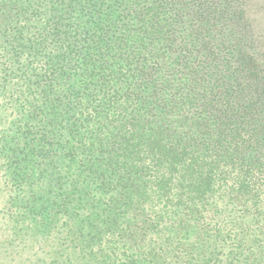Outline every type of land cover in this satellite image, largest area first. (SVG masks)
I'll use <instances>...</instances> for the list:
<instances>
[{
	"label": "trees",
	"instance_id": "1",
	"mask_svg": "<svg viewBox=\"0 0 264 264\" xmlns=\"http://www.w3.org/2000/svg\"><path fill=\"white\" fill-rule=\"evenodd\" d=\"M0 264H264V0H0Z\"/></svg>",
	"mask_w": 264,
	"mask_h": 264
}]
</instances>
